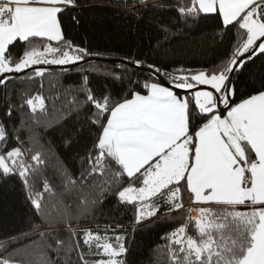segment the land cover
<instances>
[{
    "label": "snow or ice",
    "instance_id": "6c2138e0",
    "mask_svg": "<svg viewBox=\"0 0 264 264\" xmlns=\"http://www.w3.org/2000/svg\"><path fill=\"white\" fill-rule=\"evenodd\" d=\"M72 3L0 0V84L5 83L2 77L8 73H20L36 65H65L90 55L86 49L73 48L64 41L57 17L63 10L61 5ZM190 3L179 9L182 15L216 13L222 17L225 29H237L238 42L231 58L210 71L171 75L172 87L146 81L143 88L147 94L133 92L131 99L112 100L107 95L97 99L89 91L87 101L96 109L94 122L101 131L94 145L95 155L89 154L91 169L81 178L94 173L106 176L101 191L112 184L119 187L120 181L127 179V186L120 187L117 196L120 202L137 207V223L155 216L160 202L169 213L184 210L183 223L166 237L171 264H264V91L233 103L235 90L230 81L235 66H243L242 58L264 54V0ZM21 41L24 50L15 58L11 48ZM148 67L155 73L170 75L154 65ZM34 72L36 76L44 75L40 68H34ZM199 86H210L211 90ZM173 89L188 90L191 95L181 97ZM34 100L43 110V98L36 96L25 101L32 112L37 110ZM7 115H12L11 110ZM196 119L202 123L193 131ZM8 135L0 124V148L6 147ZM25 151L31 149L14 147L0 152V171L5 175L17 173L22 178L34 208L45 215V223L52 225L57 221L44 213L43 193L33 195L34 184L29 178L37 169L23 159ZM30 159L42 162L39 153ZM67 183L74 185L76 181L69 177ZM43 188L54 195L47 180ZM185 194L196 207L184 209ZM66 217L64 213L62 220L75 236L76 230ZM189 226L194 227L195 235L188 233ZM83 232L84 245L102 257L93 264H124L118 259L127 251L123 236H102L90 229ZM39 235L43 238L46 233ZM113 239L115 243L110 242ZM56 245L59 250L64 241L57 239ZM77 248L79 242L73 241L67 251ZM77 254L83 261V253ZM0 264L14 262L4 259Z\"/></svg>",
    "mask_w": 264,
    "mask_h": 264
},
{
    "label": "trees",
    "instance_id": "16d2710c",
    "mask_svg": "<svg viewBox=\"0 0 264 264\" xmlns=\"http://www.w3.org/2000/svg\"><path fill=\"white\" fill-rule=\"evenodd\" d=\"M185 5L191 6L190 0H73L57 17L62 35L73 48L86 49L90 55L72 65H36L4 78L5 83L0 84V124L9 135L0 152L14 147L31 149L25 151L23 159L37 169L29 178L34 184L33 195L43 193L44 213L57 222L45 223V215L36 211L29 189L17 173L5 175L0 171V260L14 264H93L102 257L92 254L83 243V230L90 229L102 236L124 237L127 251L118 257L124 264H171L166 237L183 223L186 212L169 213L160 202L155 216L137 223V207L120 202L117 196L120 187L127 186V179H122L119 187L112 184L101 191L106 176L94 173L82 179L81 174L91 169L89 154L95 155L94 145L101 131L94 122L96 109L87 101L89 91L97 99L106 95L112 100L131 99L133 92L147 93L143 88L146 81L172 87L171 75L210 71L231 58L238 42L237 29H225L216 13L182 15L179 9ZM23 50L21 41L11 53L19 58ZM242 59L243 66L238 63L230 74L233 103L264 91V54L257 52L251 59ZM148 65L170 75L155 73ZM34 68L43 69L44 75L36 76ZM175 92L181 97L191 95ZM36 96L43 98L44 108L32 112L25 101ZM9 110L11 116L7 115ZM201 123L194 120L192 130ZM36 153L41 157L39 164L30 159ZM69 177L76 181L74 185L67 183ZM45 180L54 195L44 192ZM190 207L196 205L185 194L184 209ZM64 213L76 230L75 236L62 220ZM34 225L39 228L34 229ZM40 232L46 235L42 238ZM188 233L195 235L193 226ZM57 239L64 241L59 250ZM73 241L79 242V248L68 252ZM110 242L115 243L114 239ZM78 252L83 253V261Z\"/></svg>",
    "mask_w": 264,
    "mask_h": 264
},
{
    "label": "water",
    "instance_id": "95a60500",
    "mask_svg": "<svg viewBox=\"0 0 264 264\" xmlns=\"http://www.w3.org/2000/svg\"><path fill=\"white\" fill-rule=\"evenodd\" d=\"M109 1H112V2H139V1H141V0H109ZM236 67V66H235ZM20 73H8V74H6L4 77H2L3 79L5 78V77H13V76H15V75H19ZM164 86H167V85H164ZM167 87H169V86H167ZM173 90H175V91H180V92H182V93H184V92H188V93H191V91H188V90H181V89H173ZM192 91H195V90H192ZM221 109H223V108H221Z\"/></svg>",
    "mask_w": 264,
    "mask_h": 264
},
{
    "label": "rangeland",
    "instance_id": "374dc122",
    "mask_svg": "<svg viewBox=\"0 0 264 264\" xmlns=\"http://www.w3.org/2000/svg\"><path fill=\"white\" fill-rule=\"evenodd\" d=\"M76 62H78V61H74V62H70V63H68V64H65V65H49V66H52V67H57V66H68V65H72V64H74V63H76ZM32 67H34V66H32ZM29 68H31V67H29ZM29 68H27V69H29ZM26 70V69H25ZM201 89H205V90H211L210 89V86H199ZM195 90V89H194ZM34 103H36L37 104V109L38 108H40L39 107V101H35L34 100ZM195 212V211H194ZM196 213V212H195ZM193 217H195L194 215H192Z\"/></svg>",
    "mask_w": 264,
    "mask_h": 264
},
{
    "label": "crops",
    "instance_id": "0c3cea01",
    "mask_svg": "<svg viewBox=\"0 0 264 264\" xmlns=\"http://www.w3.org/2000/svg\"><path fill=\"white\" fill-rule=\"evenodd\" d=\"M66 5H61V8H64ZM203 14H205V13H203ZM210 14H214V13H210ZM221 17V16H220ZM221 19H222V17H221ZM147 94V93H146ZM195 215H197V213L195 214Z\"/></svg>",
    "mask_w": 264,
    "mask_h": 264
},
{
    "label": "bare ground",
    "instance_id": "6f19581e",
    "mask_svg": "<svg viewBox=\"0 0 264 264\" xmlns=\"http://www.w3.org/2000/svg\"><path fill=\"white\" fill-rule=\"evenodd\" d=\"M195 214H196V213L193 211V212H192V215H194V216H195Z\"/></svg>",
    "mask_w": 264,
    "mask_h": 264
}]
</instances>
